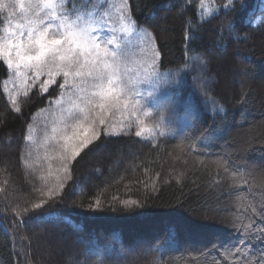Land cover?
I'll return each mask as SVG.
<instances>
[{
    "label": "trees",
    "instance_id": "obj_1",
    "mask_svg": "<svg viewBox=\"0 0 264 264\" xmlns=\"http://www.w3.org/2000/svg\"><path fill=\"white\" fill-rule=\"evenodd\" d=\"M102 1L100 17L120 7L151 34L158 68L182 72L163 102L168 134L101 133L51 191L22 160L31 117L62 80L17 112L0 68V264H264L253 214L264 205V0L231 12L205 0L208 13L199 0Z\"/></svg>",
    "mask_w": 264,
    "mask_h": 264
},
{
    "label": "snow or ice",
    "instance_id": "obj_2",
    "mask_svg": "<svg viewBox=\"0 0 264 264\" xmlns=\"http://www.w3.org/2000/svg\"><path fill=\"white\" fill-rule=\"evenodd\" d=\"M233 4L234 0H230L229 12L235 10ZM9 8L12 11L5 28L6 34L0 35L3 78L7 79L9 75L19 77L22 69L31 71L35 78L47 71L49 78L42 82V91L47 92L49 85L54 83V74L63 75L64 83L59 84V87L65 89L68 86L74 89L73 94L78 95L66 109L64 127H54L52 132L54 139L59 135L63 140L65 161L75 160L82 150L100 137L101 133L94 127L95 121L98 119L100 124H105L109 112L119 109L120 105L125 108L129 106V90L118 75L122 55L119 43L112 38L101 40L94 34L96 29L81 27L73 21L70 0H39L38 3L33 0H27V3L25 0H13L10 4L0 0V10ZM199 9L209 12L205 0H199ZM17 12L19 18L13 23L11 17L16 16ZM125 19L134 25L130 17ZM192 39L193 35L189 33L186 41ZM155 55L158 57L159 53ZM69 77L73 78L71 85ZM139 104V100L132 104L133 111ZM15 111L20 112V109L15 108ZM105 134L111 133L105 129ZM140 135L141 132H136L137 137ZM35 207L39 208L40 205ZM253 214L264 219V205L254 208ZM232 227L244 239L235 225ZM259 239L264 240V234Z\"/></svg>",
    "mask_w": 264,
    "mask_h": 264
},
{
    "label": "rangeland",
    "instance_id": "obj_3",
    "mask_svg": "<svg viewBox=\"0 0 264 264\" xmlns=\"http://www.w3.org/2000/svg\"><path fill=\"white\" fill-rule=\"evenodd\" d=\"M12 2L13 0H3L4 4ZM33 2L38 3L39 0H33ZM70 2L73 9L71 17L73 21L81 27L96 29L94 34L98 35L101 40L114 39L119 43L122 53L118 75L129 90V106L125 108L124 105H120L119 109L109 112L105 117V124H100L97 119L94 124L95 129L104 134L106 129L107 133H111L110 135L105 134L107 136L136 135L139 131L141 132L139 137L148 140L167 135L163 102L165 98L171 96L173 91L178 90L182 72L180 70L163 72L158 68V57L155 55L157 49L151 34L125 19L129 15L120 7L112 5L111 9L100 17L95 7L97 3L103 2L102 0H90V2L89 0H70ZM80 3L89 4V6L83 10V5L81 6ZM11 11V8L6 11L0 10L2 23L0 35L6 34L5 28ZM18 18L19 13L17 12L11 20L15 23ZM21 72L22 75L19 77L9 75L3 83L4 92L14 109L18 108L20 98L26 96L36 86L42 88V82L49 78L47 71L39 78H35L29 70L22 69ZM56 78H61L64 83L65 78L62 74L58 76L54 74V83ZM72 83L73 78L69 77V85ZM73 93L74 89L68 86L65 89L60 88V94L50 99L44 108L31 117L29 139L23 151L22 167L25 173L37 182L45 186L49 185L48 188L51 191L59 189L68 177L71 159L65 161L63 140L59 135H56L54 139L52 129L64 127L63 117L67 114L66 109L71 106V101L78 95ZM200 97L204 106L214 104L209 96ZM136 100H139L140 104L133 111L132 104ZM215 109L216 107H213V110ZM65 164H67V170H65ZM67 264H70V261H67Z\"/></svg>",
    "mask_w": 264,
    "mask_h": 264
}]
</instances>
